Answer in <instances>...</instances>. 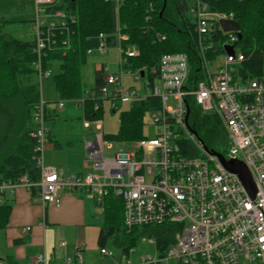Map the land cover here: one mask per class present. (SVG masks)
<instances>
[{
    "label": "built area",
    "instance_id": "2783aa9c",
    "mask_svg": "<svg viewBox=\"0 0 264 264\" xmlns=\"http://www.w3.org/2000/svg\"><path fill=\"white\" fill-rule=\"evenodd\" d=\"M57 1L33 0L31 66L38 79L49 76L44 59L53 49L56 32H68V25L73 23L62 11L46 12ZM113 1L115 9L122 3ZM189 12L197 35L198 76H190L185 54H166L160 58L152 80L146 79L143 84L144 95L129 92L127 97L158 100L159 108L150 112L153 124L159 128L155 137L136 141L131 145L133 151H118L113 157L104 158L109 144L102 135L100 121L93 120L99 133L94 141L84 144L90 171L66 176L62 169L43 166L48 106L39 99L32 109L30 132L40 171L34 186L42 204L54 207L60 206L62 191L79 194L99 206L112 196L120 202L122 232L127 235L143 227L172 226L174 241L165 255L158 254L155 261L142 256L140 264H264V55L260 69L249 77L243 66L246 57L236 46V34L222 32L219 26L220 20L234 21L232 14L211 12L200 0H194ZM216 33L224 36L219 44L224 59L218 71L211 73L208 64L214 59L208 60L206 55L215 52L208 40ZM109 36L115 38L114 47L120 55L119 72L103 76L100 92L103 98L124 101L121 72L140 77L139 72L121 69L127 58L139 54L127 44L128 37L119 33L118 27L112 35L99 33L97 48L87 50L86 54L97 51L104 56L108 48L105 38ZM225 47L233 48L232 55L226 54ZM102 70L106 72L107 68ZM154 80L159 87L154 86ZM189 103L203 113L218 116L230 141L222 157L244 165L253 185V197L236 174L227 171L216 157L206 154L187 126ZM78 104L81 107L82 100ZM89 123L84 119L83 127L88 128ZM182 141L190 142L200 156H185ZM17 185L30 187L26 177L20 176L16 183H1L0 196ZM145 239L152 240L140 238L142 242ZM58 247H65V243ZM134 252V248L129 249L126 257L121 250L99 249L101 256L109 258V264H132L130 257ZM32 264L50 263L45 254H38ZM61 264H83L80 250L65 256Z\"/></svg>",
    "mask_w": 264,
    "mask_h": 264
},
{
    "label": "trees",
    "instance_id": "16d2710c",
    "mask_svg": "<svg viewBox=\"0 0 264 264\" xmlns=\"http://www.w3.org/2000/svg\"><path fill=\"white\" fill-rule=\"evenodd\" d=\"M200 1L211 12L232 14L240 26L241 39L236 46L246 57L243 66L249 77H254L264 55V0ZM193 3L194 0H122L115 9L113 0H58L46 12L62 11L73 23L68 25V32H56L53 49L44 59L45 68L51 61H60V73L53 76L56 90L62 97L82 100L84 119L99 120L103 70L94 69V84L89 89L81 87L78 70L86 51L97 48L98 34H115L117 27L119 33L128 37L127 44L139 52L138 56L125 60L122 70L139 72V76L143 70V77L152 80L163 55L182 53L188 57L190 76L197 77L200 61L197 35L189 12ZM9 23L0 17V184L16 183L20 176H25L30 184L29 190L34 192V185L40 178L33 152L35 141L30 137L32 109L40 99L38 78L31 66L34 41L32 36L16 38L5 33ZM5 37L10 41L6 42ZM223 39L224 36L216 33L208 40L215 50L206 55L208 60L223 53L219 45ZM158 108L157 99L132 100L129 110L120 114L117 133L105 135V140L130 143L144 139L143 116ZM54 119L47 109L46 135ZM187 126L208 152L224 156L227 135L216 114L203 113L189 103ZM181 144L185 156H200L190 142L182 141ZM104 203L103 226L97 237L99 248L105 247L110 240L111 245L127 257L129 249L136 247L139 239L146 236L154 239L158 254L163 257L173 244L172 226L143 227L134 229L129 235L123 233L120 202L108 196ZM8 213L9 207L0 204V229L5 227Z\"/></svg>",
    "mask_w": 264,
    "mask_h": 264
},
{
    "label": "rangeland",
    "instance_id": "374dc122",
    "mask_svg": "<svg viewBox=\"0 0 264 264\" xmlns=\"http://www.w3.org/2000/svg\"><path fill=\"white\" fill-rule=\"evenodd\" d=\"M34 5L32 0H0V17L9 21L6 25L4 32L14 37L26 38L32 36V10ZM120 55L118 49L107 48L104 56H100L97 51H93L91 54L86 55L83 63L80 64L78 70V78L81 87L89 89L94 84V69L107 68L106 72H103V76L118 74V63ZM224 59L223 55H218L214 60L208 64L209 71L215 73L218 71L220 65ZM49 76L39 79V96L40 99L45 102L48 108L55 111L58 117L63 122V139L65 141L74 143L72 147L63 148L58 150L59 155L52 157L53 165L56 168H62L63 172L69 173L72 171V165H75V169L87 172L85 164H87L86 154L83 151L82 143H88L94 141L96 135L99 133L96 130L93 122L90 121L88 128H83V113L82 108L78 104L79 99L65 98L60 95L53 84V76L60 73V61H51L48 65ZM121 90L123 96L126 98L124 101H113L109 98H103L100 102V118L102 135H114L119 128V117L124 111L129 110L131 99L127 98L129 92H134L135 95L141 97L144 95L143 84L146 82V77H136V73L121 72ZM154 86L159 87V82L154 80ZM111 89L112 87H108ZM120 89V88H119ZM62 103L63 107L59 108L58 104ZM171 103H169L170 105ZM142 135L144 138L152 139L159 132V128L153 124L152 113H145L143 116ZM134 142L125 143L123 141H108L109 148L103 152L104 158H111L118 151H133L132 144ZM230 141H227L229 144ZM230 145V144H229ZM46 149V148H45ZM42 153V163L45 167H53V165H47L44 160V152ZM80 161V165L79 164ZM56 163V164H55ZM101 173V172H98ZM67 176V175H66ZM90 204V203H89ZM94 211L95 225L91 227L92 238L90 246L86 250V258L89 260L100 259L99 248L96 244V239L93 240V234L97 233L103 224L102 209H93ZM109 249L116 250L109 240ZM134 254L130 257L132 264H140L142 256L150 258L152 260L158 259V252L156 249L155 241L152 239L149 241L145 239L142 242L140 239L136 247H134Z\"/></svg>",
    "mask_w": 264,
    "mask_h": 264
},
{
    "label": "crops",
    "instance_id": "0c3cea01",
    "mask_svg": "<svg viewBox=\"0 0 264 264\" xmlns=\"http://www.w3.org/2000/svg\"><path fill=\"white\" fill-rule=\"evenodd\" d=\"M32 4L34 5L33 0ZM48 110L55 116V119L49 125L44 160L47 165H53L52 157L59 155L58 150L73 145L78 146L63 139L62 120L54 110L50 108ZM82 147L85 153L83 143ZM75 165L71 166L72 171L68 174L64 171V174L84 173L76 170ZM77 165H80V161ZM53 167L56 168V165ZM85 169L90 171L87 164H85ZM60 197V206L54 207L42 204L37 188L32 192L24 185H17L12 190L4 191L0 196V204L8 206L9 213L5 227L0 229V263L32 264L38 254H45L50 264H61L65 256L73 255L78 248L83 257V264H109V258L100 254L101 258L95 261L86 258V250L92 238L91 227H94L96 222L90 204L95 210L102 209L103 215L105 203L99 207L79 194L66 191L60 192ZM27 228L29 230L25 232ZM98 232L93 234L96 244ZM61 242L65 243V247H58ZM103 248L109 249V243Z\"/></svg>",
    "mask_w": 264,
    "mask_h": 264
},
{
    "label": "water",
    "instance_id": "95a60500",
    "mask_svg": "<svg viewBox=\"0 0 264 264\" xmlns=\"http://www.w3.org/2000/svg\"><path fill=\"white\" fill-rule=\"evenodd\" d=\"M219 26L222 32H225V33L233 32L236 34V37L238 40L241 39L240 26L237 22L233 20H220ZM5 41L9 42L10 41L9 37H5ZM105 44L107 45L108 48H113L115 46V38L113 36H109L105 38ZM224 50L227 55H232L233 53L232 47H225ZM143 76H144V73L140 72V77L142 78ZM186 118H187V115H186ZM204 151L206 152V154L216 157L227 171L236 174L239 177L242 184L244 185L247 192L253 197L254 189H253V185L250 179V175L243 164L237 161H234V160L225 161L220 154L208 152V150H206L205 148H204Z\"/></svg>",
    "mask_w": 264,
    "mask_h": 264
}]
</instances>
